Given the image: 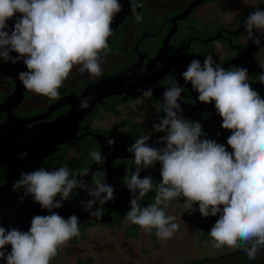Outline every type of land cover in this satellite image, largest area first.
I'll return each instance as SVG.
<instances>
[{"label":"clouds","instance_id":"clouds-1","mask_svg":"<svg viewBox=\"0 0 264 264\" xmlns=\"http://www.w3.org/2000/svg\"><path fill=\"white\" fill-rule=\"evenodd\" d=\"M138 6L142 7L133 4L132 10ZM121 11L119 0H0V58L12 63L23 61L28 71L20 72L18 77L27 90L58 98V90L74 68L90 77L102 74L103 60L110 53L111 25ZM14 17L10 28L7 21ZM142 20V16H136L138 23ZM244 26L249 39L259 44L254 32L262 30L264 34V9L251 12ZM12 52L18 55L12 57ZM182 77L198 92L199 102L214 101L222 118L221 127L231 132L227 145L232 151L202 138L199 122L185 121L178 103L183 88L173 80L163 93L165 116L153 125V131L165 133L157 140L164 146H150L149 132L128 149L134 153L136 167L127 169L130 178L125 186L131 197L125 218L147 232L155 229L159 239H170L179 224L161 204L167 206L183 198L186 211L198 204L203 217L219 214L209 231L213 247L240 248L249 260H255L264 252V97L248 82L247 68L227 70L211 55L205 56L202 64L193 59ZM153 91L141 90L146 98L152 97ZM93 99L84 97L79 107L87 109ZM114 144L115 140L109 139L106 146ZM90 155L98 165L106 162L100 151ZM157 162L161 166L160 182L151 176L141 178V172ZM87 175L88 169L74 172L67 166L21 172L14 182L23 190L19 200L31 196L49 214L34 216L27 232L0 225V259L6 264H50L58 249L80 234L76 214L65 218L54 210L72 199L73 190L84 187ZM95 175V187L87 190L88 199L80 204L83 211L99 219L102 212L93 207L97 202L113 200L114 188L103 182L100 172ZM153 190L155 202L142 206L141 200ZM58 196L60 199H56ZM6 245H11L10 252Z\"/></svg>","mask_w":264,"mask_h":264},{"label":"flooded vegetation","instance_id":"flooded-vegetation-1","mask_svg":"<svg viewBox=\"0 0 264 264\" xmlns=\"http://www.w3.org/2000/svg\"><path fill=\"white\" fill-rule=\"evenodd\" d=\"M194 1L195 0H128L131 5H142V7L138 6L141 10H132L131 14L127 15L125 20L114 30V34L108 38V41L111 42L108 43L110 53L103 60L102 74L99 77H90L87 73L80 74L76 68H74L69 78L65 80L64 85L58 90V98L52 99L26 89L22 93L24 99L12 111L13 114L19 119L46 115L51 106L58 103L63 98L71 96L72 93L78 97L86 88L96 84L102 79L104 75L106 77H114L140 62L141 58L138 53H148V57H145L142 62V69L146 68L149 60H153L157 57L158 51L164 46V40L175 28L172 22L167 21L183 14ZM232 1L233 0H203L191 10L187 17L177 20V32L170 38L168 45L161 52V56L163 57L155 63L157 68H162L168 64L176 52L180 48H186L191 40L187 49H180L176 54L177 63H180L185 58L201 56L202 59H195H199L202 64L205 56L211 55L221 67H224L229 61L237 59L244 52V49H235L233 47L251 48L258 45L254 43L253 40L249 39L246 29L231 35L226 31L234 33L242 29L246 16L254 12L257 8L264 7V5L260 6L259 1L255 5L244 7L237 12L233 19H231L232 14H230V10L232 8ZM137 15L143 17V20L139 23L136 21ZM226 16L227 19L225 18ZM14 20L15 17L7 21L10 28L14 25ZM146 29L149 34L155 36L143 39L137 53L135 51L136 46L145 34ZM219 32L223 38H218ZM254 35L256 34L254 33ZM257 37L260 43L264 40V34H260ZM194 38H198L199 40ZM212 38L218 39L209 41L207 44L203 42L204 40ZM10 55L16 57L18 54L12 52ZM191 61L172 65L173 69H170V71L159 80V84L163 87H171L173 80L178 81L179 84L186 83L182 77V73L186 71ZM248 61L251 66L256 65L261 69L264 68V50L252 52L249 55ZM12 64L15 63L11 61L5 62L0 58V105L13 95L16 90L18 72L16 67ZM237 67L246 68L245 64L242 63L230 64L227 70H235ZM23 71H28L26 65L23 67ZM262 75H264V73H257L253 69H248V82L264 83V81L261 80ZM252 87L257 92L258 90H264L254 86ZM182 93L187 95V97H180L183 102L198 105L202 113L210 119L213 126H216V119L212 118L211 111L208 109V104L204 108L200 106V102L197 99L199 94L192 89V86L183 87ZM125 96L126 94L112 95L105 97L102 103H96L91 111L83 118L81 123H79V130L76 132L77 139L65 141L58 146L59 151L44 158L30 159L28 162L26 161L28 153L23 152L2 164L0 166V185H4L9 179H12L10 182L14 186V182L20 177V173L30 172L31 169L32 171L39 168L53 170L61 166H67L74 172L82 169L89 170L95 163L90 153L92 151L101 152L102 145L97 137L89 134L86 135L87 133L114 139L116 145L129 149L135 142L131 138L134 137L137 126H143V134H147L146 130L150 128L146 123L137 121L138 117L134 114L132 103L138 99H143L146 102L145 112H151V106L157 103V123H159V119L164 116L162 109L165 107V104L162 100L153 96L150 98H146L143 95L128 96L126 99ZM71 107L72 105L70 104L61 106L50 116L32 123H27L25 127L30 128L41 123H51L57 118L67 114ZM7 117V111L1 112L0 124L4 122ZM219 117L220 116L217 118ZM184 119L191 120L186 117H184ZM155 133L156 132L153 131L150 138L151 140L148 141L150 146L153 142L152 138ZM160 133L161 132H158L157 136H159ZM130 153L134 155V153ZM111 166L113 178L117 183H126L127 178H130V173L127 169L129 166L132 168L136 167L133 157L117 158L112 162ZM97 172L102 174L103 182L106 183L109 170L103 168L97 170L96 173ZM95 174L83 188L95 187V179L97 178ZM144 176H151L153 180L156 181L154 172L150 167L144 170V174L141 178ZM12 191L18 192L23 190L14 186ZM77 194V190H73L71 196L74 197L77 196ZM154 194H156L155 190L148 193L149 196ZM130 197L131 194L118 196L114 201L100 204L99 209L103 214L118 205L117 210L111 212V222H95L89 218L83 220L79 225V236L71 238L66 245L59 248V260L55 264L60 263L62 255L74 257V264H94L97 258L100 261H103V258L107 259L108 264L113 261H117L119 264H135L134 260L142 259L144 255L140 256V253L136 251L133 245L134 243L132 242V238L136 240L140 239L141 227L137 234H135V227L125 218V214L130 208ZM56 198L60 197L58 196ZM120 216H122L120 221H117V217ZM159 247L160 246L155 248ZM5 248L11 249V245H6ZM142 251L143 250H141V252ZM237 256L244 257L246 261L235 264H264V252L259 253L255 260H249L244 252L226 259H233Z\"/></svg>","mask_w":264,"mask_h":264},{"label":"water","instance_id":"water-1","mask_svg":"<svg viewBox=\"0 0 264 264\" xmlns=\"http://www.w3.org/2000/svg\"><path fill=\"white\" fill-rule=\"evenodd\" d=\"M203 0H195L188 9L178 17L173 18L170 21L174 24V29L170 32L169 36L164 40L163 48L158 51V55L155 59L149 60V63L146 68L142 69V62L145 57H148V53L142 54L138 53L139 47L141 46L143 39L146 37H152L155 35H151L148 33L147 29L142 39L138 42L135 51L140 55L141 61L131 66L129 69L119 73L114 77H104L100 79L96 84H93L85 89V91L78 97L72 93L71 96L63 98L58 103L51 106L48 113L43 116L34 117V118H26L19 119L13 114V110L19 105V103L24 99L23 92L26 88L19 81V77L16 79L17 86L13 95H11L2 105H0V113L3 111L8 112V117L4 122L0 124V166L15 156L27 152L28 155L26 157V161L33 158H44L56 151H59L58 146L63 144L65 141L70 139H77L76 132L79 130L78 125L81 123L83 118L91 111L92 107L96 103H102L103 99L108 96L117 95V94H126L125 99L128 96H139L142 95L141 90L152 88L153 97L159 98L163 101V93L165 88L159 84V80L165 76L172 65H177L182 62L191 61L195 58H201V56L185 58L180 63L176 62V54L180 51V49H187L191 43L188 44L186 48H180L172 60L163 66L162 68H157L155 65L163 56H161V52L168 45L170 38L177 32L176 21L184 19L188 16L191 10L199 5ZM122 5V11L117 14L114 18V21L111 25L113 33L114 30L118 27V25L123 22L127 15L131 14L132 5L129 4L128 0H119ZM261 9H264L262 7ZM136 10H141V8L137 7ZM250 14V13H249ZM248 14V15H249ZM247 15V16H248ZM246 16V17H247ZM166 23V22H165ZM165 25V24H164ZM161 30V29H160ZM224 30V29H223ZM242 30H245V26L242 29L237 30L236 32L226 31L228 34H236ZM222 31V30H221ZM220 31V32H221ZM218 34V38H223L221 34ZM158 34V33H157ZM156 34V35H157ZM218 38H212L208 40H200L205 42L215 41ZM199 40L198 38H194ZM228 39V38H225ZM230 40V39H229ZM108 43H111L108 41ZM231 43V41H230ZM113 44V43H112ZM232 45V43H231ZM233 47V46H232ZM235 49H244V52L237 58L229 61L223 68L227 69L230 64H245L247 69H253L257 73H264V68H259L256 65L251 66L248 58L249 55L254 51H262L264 50V40L256 46L251 48H242V47H233ZM210 53V51H209ZM204 60V59H203ZM16 67L18 74L23 71V67L25 64L22 60L18 61L15 64H12ZM249 83L256 87L264 89V83ZM182 88L191 86V83H180ZM92 96L93 100L90 101V106L87 109H81L79 107L81 100L84 97ZM181 97H187V95L181 94ZM124 100V99H123ZM178 103L181 104L183 108V117L189 118L194 122H199L202 127L208 133H222V127L220 124L213 126L210 119H208L202 111L199 109L198 105L187 104L183 102L181 99L178 100ZM66 104L72 105L70 111L57 118L51 123L48 124H38L32 126L30 128H26L25 124L32 123L34 121L41 120L50 116L55 110L64 106ZM94 135L99 140L102 145V155L106 157V162L103 165H98L95 161L94 165L88 170V175L84 177L85 184L90 181L92 176L96 173L97 170L107 168L109 170V175L106 180V184L113 186L114 188V199L108 202L114 201L118 196L130 195V191L126 188V183H117L113 178V170H112V162L117 158H129L133 157L128 151V149L121 147L120 145L114 144L111 148L106 146L107 140L111 139L106 136H97L96 134L87 133L86 135ZM85 136V135H84ZM82 138V137H81ZM80 139V138H79ZM78 139V140H79ZM109 153H111L109 155ZM32 171V169H31ZM144 174V170L141 174V177ZM9 179L6 184L0 185V225H2L5 229L16 228L21 231L27 232L31 226V220L36 215H48L47 210H43L38 203L33 202V197L28 196L25 197L24 201L21 202L19 200V195L23 194V191H12L14 187ZM84 184V185H85ZM94 187L89 188H81L75 189L77 190V196L72 197L70 201L64 202V206L60 209H55L54 211L58 212L61 216L67 218L72 214H76L79 218V225L83 220L89 218L94 220L95 222L108 223L111 222L112 216L111 212L117 210V206L107 213L103 214L98 219L95 216L89 214V212H85L82 210V206L80 204L81 200H87V190L92 189ZM60 199V198H56ZM106 202V203H108ZM105 204V203H103ZM100 203L97 202V205L93 207V210H96V207L99 208ZM120 205V204H119ZM122 206V205H121ZM100 210V209H99Z\"/></svg>","mask_w":264,"mask_h":264},{"label":"rangeland","instance_id":"rangeland-1","mask_svg":"<svg viewBox=\"0 0 264 264\" xmlns=\"http://www.w3.org/2000/svg\"><path fill=\"white\" fill-rule=\"evenodd\" d=\"M260 0H233L232 8L230 14H232L233 19L237 12L247 6L255 5ZM259 36L261 30H256L254 32ZM146 102L143 99H138L132 103L134 114L137 115V121L144 122L150 126L146 130L148 134L151 132L153 125L157 123L156 116L158 114V104L155 103L151 106V112H145ZM208 109L211 111L212 118L217 119L219 116L216 112L214 101L208 104ZM165 135V133H160L159 136L153 138L151 146L163 147L164 145L157 143L159 137ZM205 138V137H204ZM160 164H157V170H160ZM163 209L168 215H174L177 217L176 222L179 224V229L173 234L172 238L167 240L159 239V248L153 246V240L148 235L147 231L141 228L140 230V239L136 240L132 238L133 245L138 253L142 256V259L134 260L135 264H184L188 263L191 260L198 259L204 256H217L220 254L227 253L233 249L227 246H222L220 248H215L212 245V242L201 241L199 239L198 229L200 224L205 220L206 217H203L199 210L198 204L193 205L192 211H186L184 205L177 202L173 205L167 204L165 206L162 203ZM126 223V222H125ZM141 250H143L141 252ZM146 251V252H144ZM244 257H236L233 259H224L223 261L211 262L209 264H235L245 262ZM75 258L62 255V259L58 264H74ZM127 262V261H126ZM94 264H108L107 259L103 258V261H100L98 258ZM109 264H119L117 261L109 262ZM128 264V263H127Z\"/></svg>","mask_w":264,"mask_h":264},{"label":"trees","instance_id":"trees-1","mask_svg":"<svg viewBox=\"0 0 264 264\" xmlns=\"http://www.w3.org/2000/svg\"><path fill=\"white\" fill-rule=\"evenodd\" d=\"M259 4H260V6H263L264 5V0H260ZM258 92L260 93V95L262 97H264V90H258ZM200 106L202 108H204L205 106H207V104L200 102ZM164 116H165V113H164ZM164 116H162V117H164ZM160 119H159V121H160ZM185 121L187 123H189V124L194 123V121H192V120H186L185 119ZM217 124L222 125V118L221 117L216 119V125ZM202 130H203V133H204V137H206L209 140H214L217 143L224 145L229 152L232 151L230 146L227 145V139L231 135V132L229 130H226V129L222 128V130H223L222 133H208L203 127H202ZM141 135H144L143 134V126L139 125V126H137V128H136V130L134 132V137H132L131 139L135 141ZM157 135H158V132L155 133L153 138H155V136H157ZM204 137H202V138H204ZM157 164H158V162L156 163V165L154 167H150V169L154 172V177L156 179V182L159 183L160 180H161V177H160V170H156ZM155 196H156V194H154L152 196H149L148 194L145 195V197L141 200V205L142 206H146V205H148L150 203H154L155 202ZM177 202H179L182 205H184L183 198L174 199V200L170 201L168 204L169 205H173V204H175ZM161 207L163 208L162 204H161ZM122 216L117 217V221H120ZM218 216H219V214L216 217H212V216L206 217L205 220L200 224L199 229H198V234H199V239L201 241L212 242V238L209 235V231H210L211 227L215 224L216 220L218 219ZM133 226L135 227V230H136L135 234H137L140 226L139 225H135V224H133ZM148 233H149V235L152 237V239L154 241V246L158 247L159 246V238L156 236L155 229H153L151 232H148ZM6 249H7L8 252L11 251V249H9V248H6ZM58 252H59V249H58ZM58 252H57V255L51 260L50 264H55L59 260ZM241 253H243L242 249L236 248V249H233V250H231V251H229L227 253H224V254H220V255H217V256H204V257H201V258H198V259L191 260L188 263H184V264H209L211 262L221 261V260H224V259H226V258H228L230 256L241 254ZM0 264H6V261L3 260V259H0Z\"/></svg>","mask_w":264,"mask_h":264}]
</instances>
